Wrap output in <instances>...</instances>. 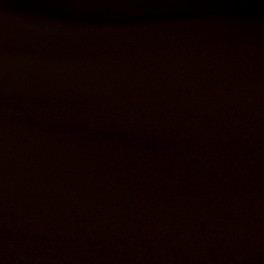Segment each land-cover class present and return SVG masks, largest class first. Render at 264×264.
Segmentation results:
<instances>
[{"label": "water", "instance_id": "water-1", "mask_svg": "<svg viewBox=\"0 0 264 264\" xmlns=\"http://www.w3.org/2000/svg\"><path fill=\"white\" fill-rule=\"evenodd\" d=\"M259 6L264 2L98 10L160 11L140 19L148 21L164 13L214 14ZM234 45L254 53V45ZM98 98L61 97L0 82V123L74 142L231 155L242 169L220 189L215 184L195 195L148 193L150 187L131 190L128 182L112 185L94 178L75 183L59 174L55 182L68 187L55 189L52 182L42 191L0 187V264H264V89L245 107L220 115Z\"/></svg>", "mask_w": 264, "mask_h": 264}, {"label": "bare ground", "instance_id": "bare-ground-1", "mask_svg": "<svg viewBox=\"0 0 264 264\" xmlns=\"http://www.w3.org/2000/svg\"><path fill=\"white\" fill-rule=\"evenodd\" d=\"M246 14L164 13L137 21L127 13L19 9L0 0V82L89 101L134 99L197 115L231 113L264 89V42L256 40L258 22ZM202 30L223 34L219 53L200 40L210 36ZM236 43L254 45V53ZM182 44L210 55H185ZM241 169L231 155L74 142L0 123V176L21 182L37 181L30 172L59 174L75 183L94 178L128 182L131 190L150 187L148 193L195 195L215 184L220 189Z\"/></svg>", "mask_w": 264, "mask_h": 264}, {"label": "rangeland", "instance_id": "rangeland-1", "mask_svg": "<svg viewBox=\"0 0 264 264\" xmlns=\"http://www.w3.org/2000/svg\"><path fill=\"white\" fill-rule=\"evenodd\" d=\"M6 2L7 5H10L12 8H19V9H26V8H31V9H36V10H40L36 7H25L23 5H21L20 3L16 2L15 0H4ZM64 10V11H63ZM63 10H59V13H66L68 12L69 14L71 13H80V12H104V11H100V10H97V9H90V10H82V9H63ZM264 10V6H259V7H248V8H242V9H236V10H232V11H224V12H221L222 14H226V15H229V14H234V12H247V16L249 18H251L253 21L254 19H256V22H258L259 24V27L258 29H260V33L258 32V34H255L256 36V40L257 41H264V28L261 27L264 26V13L263 15L261 14ZM118 12H123V11H119V10H116ZM50 12H55V11H50ZM104 13H107V12H104ZM125 13V12H124ZM126 13H130L131 16L135 17L138 21H140V19H148V18H152V15H156V14H159L160 11L158 12H154V11H149V12H146V11H126ZM162 13V12H161ZM217 13V12H215ZM260 15L262 16V18H260ZM251 20V21H252ZM252 29H253V33H249V32H246V33H249L253 38H254V25L252 26ZM251 29V30H252ZM204 31V30H202ZM248 34V35H249ZM223 35V34H220L218 33V35H211V36H208L207 38H204V39H200V40H204L202 42H208L209 41V44L210 43H213L215 44L214 46L215 47H212V52L213 51H216L219 53V51L217 50V46H222L223 42H220V36ZM200 38V37H199ZM206 39V40H205ZM198 42H200L199 39H196ZM211 41V42H210ZM194 42V41H193ZM227 43V42H226ZM228 46V44H227ZM235 47L234 48H237V49H240L238 48V46L234 45ZM191 47H194V48H191ZM196 49V50H195ZM242 50V49H241ZM180 52H183L185 55H190V56H194L196 54H200V55H206V54H209L210 55V51L208 50H205L204 47H195V45H186V44H182V47L180 48ZM181 54V53H179ZM253 54V53H252ZM26 87H30V85L26 84L24 85ZM14 174H16L14 171H12ZM1 174V172H0ZM19 175V174H17ZM31 178H34L36 181V183H33V182H29V183H23V182H17V181H13L11 178L9 179H6L2 176H0V187H4V188H21V189H27L29 191H42L44 190V187H46L45 183H50L52 182L50 185V187H54L55 189H59V188H62V186H66L65 183L61 182L60 184L56 183L55 181H59L60 178L59 177H55V175L53 174H43V173H36V174H31L30 172V176ZM11 179V180H10ZM44 180L43 182L44 183H41V181ZM54 184H57V185H53ZM115 182H112V185H114ZM119 182H117L115 185H117ZM45 184V185H44ZM87 185V184H85ZM68 187V186H66ZM80 186H78L79 188ZM87 187V186H85ZM101 187H108L107 185L103 184Z\"/></svg>", "mask_w": 264, "mask_h": 264}, {"label": "trees", "instance_id": "trees-1", "mask_svg": "<svg viewBox=\"0 0 264 264\" xmlns=\"http://www.w3.org/2000/svg\"><path fill=\"white\" fill-rule=\"evenodd\" d=\"M26 5L45 8H127L136 4L155 7H191L230 8L243 5H254L264 0H18Z\"/></svg>", "mask_w": 264, "mask_h": 264}]
</instances>
